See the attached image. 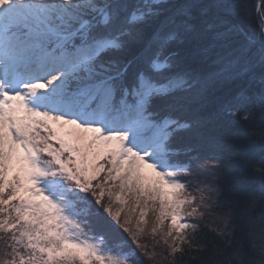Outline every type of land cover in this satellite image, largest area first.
Wrapping results in <instances>:
<instances>
[{"label":"snow or ice","instance_id":"obj_1","mask_svg":"<svg viewBox=\"0 0 264 264\" xmlns=\"http://www.w3.org/2000/svg\"><path fill=\"white\" fill-rule=\"evenodd\" d=\"M257 10L258 34L240 0H0V264H264V128L228 161L211 131L264 111Z\"/></svg>","mask_w":264,"mask_h":264},{"label":"trees","instance_id":"obj_2","mask_svg":"<svg viewBox=\"0 0 264 264\" xmlns=\"http://www.w3.org/2000/svg\"><path fill=\"white\" fill-rule=\"evenodd\" d=\"M231 2V0H229ZM243 4L247 17L242 20H236L245 30L258 34V21L259 13L257 5L264 8V0H240ZM239 90L238 87L233 86L230 91V95H234ZM227 91V90H226ZM244 110L241 109L240 114L232 115H220L216 118L211 126L213 135L223 143V159L228 161L234 154L244 151H252L254 148L258 149V140L253 143V137L251 132L253 130L259 131L264 128V111L255 109L250 112L247 120L243 119ZM210 151L202 153V155H210ZM258 158V157H257ZM203 172L200 173L199 182L207 188H212L213 178L218 175V171L212 168H199ZM224 187L226 189L234 188L238 183H244L245 185L253 184L256 182L257 177L251 176L244 172H239L231 168L226 170V173L222 176ZM198 239H212V233H201ZM146 242L151 243V239H147ZM196 254L193 253V256ZM189 264H199L197 259L189 260Z\"/></svg>","mask_w":264,"mask_h":264},{"label":"rangeland","instance_id":"obj_3","mask_svg":"<svg viewBox=\"0 0 264 264\" xmlns=\"http://www.w3.org/2000/svg\"><path fill=\"white\" fill-rule=\"evenodd\" d=\"M203 171L200 170L199 168L194 167V175H188V176H184L183 179L188 181V190L194 194V195H199V191L203 190V189H211V188H207V186H203L202 183L199 182V176L200 173H202ZM147 239H151V237H148Z\"/></svg>","mask_w":264,"mask_h":264}]
</instances>
